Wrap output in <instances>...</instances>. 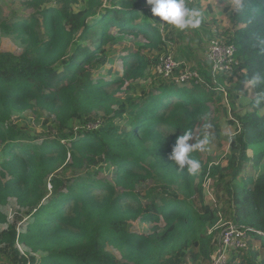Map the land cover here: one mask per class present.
<instances>
[{"label":"trees","instance_id":"trees-1","mask_svg":"<svg viewBox=\"0 0 264 264\" xmlns=\"http://www.w3.org/2000/svg\"><path fill=\"white\" fill-rule=\"evenodd\" d=\"M24 5L31 10L25 17L5 18L0 9V32L24 43L19 56L0 50V207L12 199L30 222L21 232L14 224L0 231V264L210 262L220 217L203 195L209 178L223 185L232 223L259 241L246 254L231 253L229 263L264 264V168L241 178L247 162L259 167L264 160V0H240L229 12L235 30L228 44L238 65L231 77L216 81L236 80L239 92L250 83L249 112L236 118L239 133L225 169L202 164L196 151L190 154L201 165L196 174L168 155L177 137L204 125L209 104L223 94L214 93L210 74L208 90L158 77L152 89L135 94L131 85L166 55L150 60L141 50L120 57L121 74L106 71L112 80L97 73L114 63L106 47L125 36L142 37V50L166 51L159 17L141 0ZM229 107L234 110L233 103ZM31 110L52 118L51 135L42 142L10 124L13 115ZM251 150L256 153L249 158ZM146 183L154 185L153 194L140 196L137 189ZM5 221L0 212V224ZM135 222L149 224V233H130ZM38 253L44 255L39 263Z\"/></svg>","mask_w":264,"mask_h":264},{"label":"rangeland","instance_id":"rangeland-1","mask_svg":"<svg viewBox=\"0 0 264 264\" xmlns=\"http://www.w3.org/2000/svg\"><path fill=\"white\" fill-rule=\"evenodd\" d=\"M118 1V0H116ZM146 9L151 14L150 5L146 3V0H141ZM25 0H0V9L3 17L19 16L25 17L31 13V10L24 5ZM188 7L196 8L202 13V21L198 28L188 29L184 31L177 30L173 26L161 27V35L165 39L167 44L166 51L159 52L158 49H140L138 45L145 43L142 37L133 38L131 36H125L121 38L111 46H107L108 54L111 59L114 60L112 65H107L97 73H101L105 80H112L114 75L106 74V71L111 69L112 73L122 72L121 56H126L129 53H135L137 50H141L142 54H147L150 60L155 59L159 53L170 54L175 61L181 64L182 69L178 71L181 73L183 70L195 72L199 77V85L205 90L209 89V85L206 84L205 75L209 76L210 67L206 60V48L208 40L212 37L213 31L218 33L225 39L224 42H228L234 32V27L229 22V12L234 11L240 4V0H185ZM107 7L112 6L107 2ZM73 10H78L79 6L74 4ZM154 17V16H153ZM161 23H165L162 22ZM115 33V32H114ZM24 49V43L21 40H16L13 37L4 35L0 32V50L8 52L14 56H19ZM178 74V73H176ZM239 75V73L237 74ZM236 75V77H237ZM210 77V76H209ZM96 79V76H95ZM158 77L153 73V69L150 72H146L145 78L137 81L131 85L135 94L140 95V91H148L156 85ZM236 80L234 82H228L223 80L222 83H212L214 93L219 91L223 92L222 95H216L213 98V103L209 104L210 117L204 123L203 126H197L194 130V140L198 141L207 132L210 136V143L207 145L206 151H198L200 162L211 163V165L220 166L221 171L226 167L227 160L231 155L230 145L231 140L239 133V126L237 124V117H242L245 113L249 112V102L251 99V84H247L242 92L236 90ZM189 84L186 87H190ZM116 87L112 86L110 90H114ZM121 91H125L123 87ZM132 92L130 91V94ZM120 97V95L118 94ZM233 103L234 110L230 109L229 105ZM260 115H264V108L260 111ZM48 115L45 113L37 112L34 110L27 111L21 114H15L10 119V124L23 130L28 134L30 139H36L42 142L44 137L51 135L52 124L51 119H48ZM211 125L210 128L206 126ZM80 126V125H77ZM255 151H248L247 155L251 158L255 155ZM264 168V160L259 167H253L250 162L244 167L241 173V178L256 177L259 172ZM99 178L110 179V176L100 175ZM229 179H226L228 181ZM154 185L152 183H146L138 187L137 191L140 196L145 194H153ZM203 195L205 201L217 211L220 217L218 224L221 228L224 225L232 223V211L231 201L225 194L223 185L217 178H209L204 183ZM0 212L6 216V221L0 224V231H3L9 225H16L18 232H21L30 219L26 215V211L19 209L15 204V201L10 199L7 204L0 207ZM159 226L162 224L159 223ZM149 224L144 223H132L128 226V231L134 234L147 235L149 233ZM216 237L218 235L219 227H217ZM252 246L258 247L259 241L252 240ZM17 249L20 253L25 252L22 246L18 245ZM109 253L113 254L119 259L118 253L112 248L106 249ZM237 253V252H236ZM244 254H246L244 252ZM44 255L38 253L34 255L36 262L39 263L40 259ZM231 253L228 256L227 264L231 263ZM240 259L238 258L233 264H238ZM229 263V264H230ZM187 264H210L209 261L198 260L195 263L187 261Z\"/></svg>","mask_w":264,"mask_h":264},{"label":"built area","instance_id":"built-area-1","mask_svg":"<svg viewBox=\"0 0 264 264\" xmlns=\"http://www.w3.org/2000/svg\"><path fill=\"white\" fill-rule=\"evenodd\" d=\"M224 41L225 39L215 31L208 40L206 60L210 67L209 73L213 83L216 82L217 77H231L238 65L234 45ZM177 66L178 64L170 54L162 55L159 57L158 64L153 67V73L156 77L170 80L179 86H188L191 83L199 84L200 80L195 72L183 71L176 75ZM217 227H219V233L214 241L210 264H227L230 253L247 252L250 249L252 240L244 227L233 223L226 224L223 228L217 224Z\"/></svg>","mask_w":264,"mask_h":264},{"label":"clouds","instance_id":"clouds-1","mask_svg":"<svg viewBox=\"0 0 264 264\" xmlns=\"http://www.w3.org/2000/svg\"><path fill=\"white\" fill-rule=\"evenodd\" d=\"M150 5L151 14L159 17L160 21L156 22L161 27L173 26L177 30L184 31L196 29L202 21V13L196 8H190L186 5L185 0H146ZM259 102V101H258ZM210 128L211 125L206 126ZM191 131L184 132L177 137L172 145V150L168 159L174 162L179 169H187L190 174H196L200 169V162L191 157V153L196 151H206L210 143V136L206 132L202 138L196 142Z\"/></svg>","mask_w":264,"mask_h":264},{"label":"crops","instance_id":"crops-1","mask_svg":"<svg viewBox=\"0 0 264 264\" xmlns=\"http://www.w3.org/2000/svg\"><path fill=\"white\" fill-rule=\"evenodd\" d=\"M194 6V5H193Z\"/></svg>","mask_w":264,"mask_h":264}]
</instances>
